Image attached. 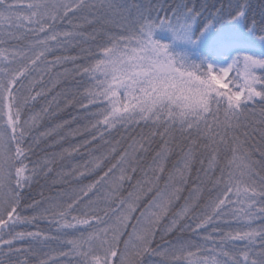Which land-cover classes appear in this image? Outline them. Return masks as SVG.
Returning a JSON list of instances; mask_svg holds the SVG:
<instances>
[{
	"label": "snow or ice",
	"instance_id": "1",
	"mask_svg": "<svg viewBox=\"0 0 264 264\" xmlns=\"http://www.w3.org/2000/svg\"><path fill=\"white\" fill-rule=\"evenodd\" d=\"M0 264H264V4L0 0Z\"/></svg>",
	"mask_w": 264,
	"mask_h": 264
},
{
	"label": "trees",
	"instance_id": "2",
	"mask_svg": "<svg viewBox=\"0 0 264 264\" xmlns=\"http://www.w3.org/2000/svg\"><path fill=\"white\" fill-rule=\"evenodd\" d=\"M251 6H252V11L254 13H259V11L261 10V5L264 4V0H250ZM70 54H75V53H70ZM72 114H75L74 112ZM64 118H68L67 114H65ZM41 193H43L44 196L49 195V190L47 185L41 181L40 185H37L36 187H34L31 191V196L37 200H39L41 198ZM25 215H32L31 212H26L24 213ZM49 225H47L45 222L43 221H38L37 225L35 227L28 225V226H22L20 228H18V231H32V230H36L37 228L39 229H44V228H48Z\"/></svg>",
	"mask_w": 264,
	"mask_h": 264
}]
</instances>
